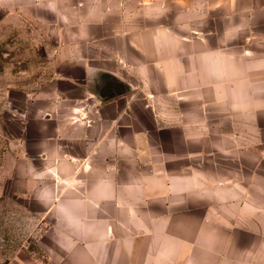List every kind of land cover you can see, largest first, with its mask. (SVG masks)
Returning <instances> with one entry per match:
<instances>
[{"label":"crops","instance_id":"1","mask_svg":"<svg viewBox=\"0 0 264 264\" xmlns=\"http://www.w3.org/2000/svg\"><path fill=\"white\" fill-rule=\"evenodd\" d=\"M8 1L71 40H111L106 72L144 84L73 105L30 157L74 264H264V0ZM91 60L75 61L86 79Z\"/></svg>","mask_w":264,"mask_h":264},{"label":"rangeland","instance_id":"2","mask_svg":"<svg viewBox=\"0 0 264 264\" xmlns=\"http://www.w3.org/2000/svg\"><path fill=\"white\" fill-rule=\"evenodd\" d=\"M238 1L240 7L248 2ZM10 2L0 0V264H74L77 258L66 254L73 247L57 238L60 231L53 214L32 197L42 163L30 157L38 154L55 125L70 126L67 121L76 119L69 109L73 105L113 101L117 96L133 100L144 84H138L130 70H118L117 62L110 66L114 75L106 72V55L117 49L111 40L100 45L71 40L68 31L48 29L56 26L47 21L51 16L26 14ZM207 23L246 21L237 15L208 14ZM130 55L134 58L133 52ZM84 57L101 69L91 79L83 76L85 63L75 62ZM112 78L119 83L106 84ZM120 83L124 93L107 99L106 88ZM241 130L246 128L239 126ZM259 133L264 135V125L256 127Z\"/></svg>","mask_w":264,"mask_h":264},{"label":"water","instance_id":"3","mask_svg":"<svg viewBox=\"0 0 264 264\" xmlns=\"http://www.w3.org/2000/svg\"><path fill=\"white\" fill-rule=\"evenodd\" d=\"M118 82V81H116V80H114L113 78L112 79H106V84H108L109 82ZM119 83V82H118ZM118 83H116V84H118ZM119 87H117V88H110V87H107L106 88V98L108 99V98H111V97H113V96H115L116 94H121V93H124V91H125V86L124 87H121V83L118 85ZM120 87H121V89L123 90H121L120 89ZM116 89L117 90H121V92H118V91H116ZM101 90H103L102 88H101ZM100 90V91H101Z\"/></svg>","mask_w":264,"mask_h":264}]
</instances>
